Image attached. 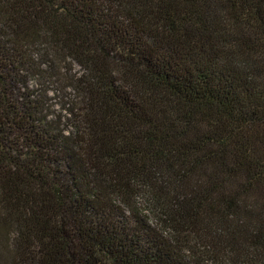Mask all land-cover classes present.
Listing matches in <instances>:
<instances>
[{"label": "trees", "instance_id": "1", "mask_svg": "<svg viewBox=\"0 0 264 264\" xmlns=\"http://www.w3.org/2000/svg\"><path fill=\"white\" fill-rule=\"evenodd\" d=\"M263 245L264 0H0V264Z\"/></svg>", "mask_w": 264, "mask_h": 264}, {"label": "rangeland", "instance_id": "2", "mask_svg": "<svg viewBox=\"0 0 264 264\" xmlns=\"http://www.w3.org/2000/svg\"><path fill=\"white\" fill-rule=\"evenodd\" d=\"M78 67L73 64L72 66V74H76L77 71H78ZM32 87L34 88H37V82L34 80L31 82L30 84ZM51 95V94H50ZM61 100L56 98L53 100V103L57 104L58 105L60 104ZM55 109H58L57 106ZM56 111H59V110H56ZM69 126V124H68ZM138 201V212L140 211L142 214L145 213L146 215V218H148L149 220V223L151 225H156V224H159V220H158V217H157V214L155 213V211L153 212L152 211V206L151 204H149L145 199H143L142 197H138L137 200ZM163 227V226H162ZM164 234L166 235H170L171 237H173V235L169 234L170 231L169 229L167 228H164ZM245 248L243 249H240L239 252H240V257H238L237 261L238 263H233V264H264V245L262 247L259 248V250H254V251H249V254L246 258H243L241 255L242 254H245ZM219 262V261H218ZM215 263H216V260H215ZM221 264H232V262L230 263H224V262H220Z\"/></svg>", "mask_w": 264, "mask_h": 264}]
</instances>
